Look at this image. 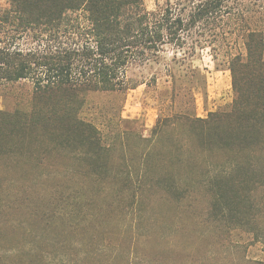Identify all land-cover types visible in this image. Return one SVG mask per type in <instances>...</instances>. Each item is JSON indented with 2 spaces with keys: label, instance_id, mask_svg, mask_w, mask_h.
<instances>
[{
  "label": "trees",
  "instance_id": "obj_1",
  "mask_svg": "<svg viewBox=\"0 0 264 264\" xmlns=\"http://www.w3.org/2000/svg\"><path fill=\"white\" fill-rule=\"evenodd\" d=\"M7 1L8 7H0V95L21 82L31 93L13 111L0 110V124L7 117L37 138L90 158L83 177L112 178L116 195L133 200L160 189L182 198L188 189L177 183L172 167L196 147L204 128L225 122L244 134L237 152L264 151V0H155L153 9L144 0ZM205 49L217 68L230 72L234 97L227 108L202 119L181 103L186 85L172 65L182 66ZM168 54L160 115L149 137L141 136L140 150L128 155L123 140L131 131L120 125L126 94L139 85L156 86L159 78L155 73L150 81L138 80L129 72L160 64ZM115 137L120 156L110 173L104 155L105 162H97L113 147L107 139ZM249 197L244 210L252 211ZM238 220L255 223L254 216ZM259 242L264 252V236H248L244 264H264L247 254ZM0 264H7L2 253Z\"/></svg>",
  "mask_w": 264,
  "mask_h": 264
},
{
  "label": "rangeland",
  "instance_id": "obj_2",
  "mask_svg": "<svg viewBox=\"0 0 264 264\" xmlns=\"http://www.w3.org/2000/svg\"><path fill=\"white\" fill-rule=\"evenodd\" d=\"M154 2L144 0L147 9H153ZM8 6L7 0H0V7ZM170 56L160 64L129 72L138 80L150 81L155 73L159 78L156 86L143 84L126 94L120 125L131 131L123 140L131 151L128 155L138 146L140 150L141 136L148 138L158 120L157 100L167 79L163 66ZM172 66L176 78L186 85L180 101L192 117L206 119L232 103L230 72L222 65L216 67L208 49L182 66ZM30 93L26 82L8 87L0 95V110L13 111L17 101ZM203 133L196 147L193 144L183 152V162L172 167L177 183L188 189L185 197L160 189L133 200L116 195L112 178L97 182L93 176L83 177L90 158L77 156V150L37 138L7 117L1 119L3 261L13 264L10 256L14 255L15 264H244L248 236L252 232L264 236V208L260 206L264 202V151L237 152L234 147L243 142L244 134L225 122L212 124ZM250 135L257 141L256 131ZM117 139H107L113 147L101 153L97 162L106 161L110 173L119 163L121 142ZM247 196L252 211L244 210ZM244 216H254L255 223H239ZM262 249L260 242L255 243L247 254L264 260Z\"/></svg>",
  "mask_w": 264,
  "mask_h": 264
},
{
  "label": "crops",
  "instance_id": "obj_3",
  "mask_svg": "<svg viewBox=\"0 0 264 264\" xmlns=\"http://www.w3.org/2000/svg\"><path fill=\"white\" fill-rule=\"evenodd\" d=\"M141 86H142V85H139L138 87H141ZM138 87H137V88H138Z\"/></svg>",
  "mask_w": 264,
  "mask_h": 264
}]
</instances>
